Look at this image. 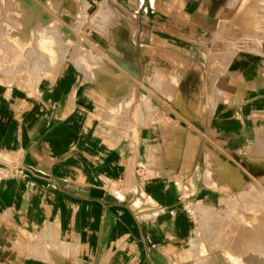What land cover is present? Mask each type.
Wrapping results in <instances>:
<instances>
[{
    "label": "crops",
    "instance_id": "obj_1",
    "mask_svg": "<svg viewBox=\"0 0 264 264\" xmlns=\"http://www.w3.org/2000/svg\"><path fill=\"white\" fill-rule=\"evenodd\" d=\"M248 176L264 0H0V264H195L197 210ZM263 199L230 200L231 264H264Z\"/></svg>",
    "mask_w": 264,
    "mask_h": 264
},
{
    "label": "rangeland",
    "instance_id": "obj_2",
    "mask_svg": "<svg viewBox=\"0 0 264 264\" xmlns=\"http://www.w3.org/2000/svg\"><path fill=\"white\" fill-rule=\"evenodd\" d=\"M226 165L234 168L232 169V172L238 170V168L235 169L237 166L230 161L229 164ZM263 179L264 178H253L248 176V178L246 180L244 179L240 185L236 186V188L226 194V199L223 202L224 206H222L220 210L214 211L205 208L207 211L212 212L207 219L204 218V208L197 210L198 222L191 239L194 240L198 246L202 247L205 252L201 253L198 248L193 247L190 239L188 244L190 252L185 255L187 259H191L195 264L201 259L205 260L206 264H231L228 260L226 249L230 243H233L236 240V238L235 236H228L227 233L231 228H238L239 232L244 229V219H247L246 216L249 214L246 209L251 207L250 203L253 202L247 200L246 204L244 201H234V203H231L230 200L231 198H236L240 191L252 190V187L262 190L264 197ZM258 207L262 208L263 204H259ZM263 209L262 211L264 212ZM237 233L238 232H236V234ZM216 252L219 253L220 256L214 260L213 254ZM211 260L214 262H210Z\"/></svg>",
    "mask_w": 264,
    "mask_h": 264
}]
</instances>
